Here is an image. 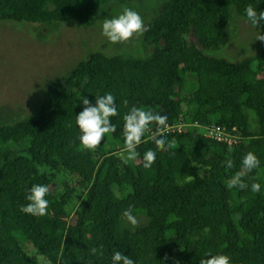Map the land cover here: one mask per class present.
<instances>
[{
  "label": "trees",
  "instance_id": "1",
  "mask_svg": "<svg viewBox=\"0 0 264 264\" xmlns=\"http://www.w3.org/2000/svg\"><path fill=\"white\" fill-rule=\"evenodd\" d=\"M109 1L0 0V21L91 26ZM249 4L264 10V0H166L142 36L149 56L92 52L47 85L31 116L0 123V264H39L38 257L46 264H111L115 251L135 264H199L206 253L228 255L230 264H264V43L259 53L234 61L208 54L226 44L233 12L246 19ZM257 29L264 33V25ZM105 93L115 97L116 132L94 151H80L78 97L94 106ZM132 106L189 126L165 133L176 147L160 151L150 125L137 160L121 163L122 118ZM193 124L235 128L240 141L231 148L210 141ZM148 149L156 161L146 169ZM249 151L260 164L243 176L248 188H227ZM45 167L50 171L42 173ZM56 174L76 180L75 201V191L58 189ZM34 184L49 187L42 217L20 211ZM129 206L148 223L123 227Z\"/></svg>",
  "mask_w": 264,
  "mask_h": 264
},
{
  "label": "rangeland",
  "instance_id": "2",
  "mask_svg": "<svg viewBox=\"0 0 264 264\" xmlns=\"http://www.w3.org/2000/svg\"><path fill=\"white\" fill-rule=\"evenodd\" d=\"M165 1L130 0L120 3L110 0L100 8L91 26H82L74 21L50 24L0 21V123L31 116L40 107L47 85L61 79L92 52L106 56H149L152 48L143 43L142 37L113 45L101 35V24L104 19L116 16L128 7L141 15L146 26ZM258 33L257 28L233 12V19L226 29V44L208 54L231 61L255 55L261 50L260 41L255 40ZM197 132L203 133V130L197 128ZM120 154L119 160L124 163ZM201 173L205 174V168H201ZM204 180L203 175L198 182L203 183ZM56 183L60 191H75L72 201L77 199L80 192L76 180L69 175L56 174ZM135 216L138 226L148 223V218L142 213ZM122 226L135 228L125 217ZM28 251L34 254L31 248ZM38 260L39 264H46L42 262L43 258L38 257Z\"/></svg>",
  "mask_w": 264,
  "mask_h": 264
},
{
  "label": "clouds",
  "instance_id": "3",
  "mask_svg": "<svg viewBox=\"0 0 264 264\" xmlns=\"http://www.w3.org/2000/svg\"><path fill=\"white\" fill-rule=\"evenodd\" d=\"M247 22L256 28L264 25V10L257 12L251 4L244 9ZM148 31L141 15L128 7H124L122 11L111 18H106L101 24V35L113 44H123L129 40L140 38ZM255 40L264 43V33L259 32ZM83 106V110L76 115L75 124L80 130L79 149L80 151H94L102 142L106 135L116 132V126L112 124L111 117L117 116V108L115 105V97L111 93H105L102 96L95 97V105L84 97H78ZM127 106V100L123 101ZM123 151L121 158L125 164L130 161H136L140 154L137 147L143 142L146 132L151 131L150 125H155V131L151 132L149 139L154 142L156 149L160 151H168L176 147L175 140L168 141L165 136V129L168 127L167 115L161 114V111L143 106H132L128 112L123 115ZM231 151V149H229ZM27 155V154H25ZM143 167L150 168L156 161V152L148 149L143 154ZM260 164L258 157L251 151L247 152L242 160V171L236 172L227 182L226 187L229 189L239 188L241 190L248 188V184L242 179L243 176L257 168ZM224 165L231 169L234 162L231 158H226ZM50 171V169L42 168L41 172ZM260 185L252 183L251 191L259 192ZM49 193L47 185L34 184L28 189L25 199L27 204L21 205L20 211L32 216H45L48 212L49 201L45 196ZM123 217L133 227L138 226V219L133 213V208L129 206L124 212ZM93 254L97 249H92ZM206 258H201L199 264H230V257L225 254L212 255L205 254ZM111 264H135L134 260L128 255L115 251L111 256Z\"/></svg>",
  "mask_w": 264,
  "mask_h": 264
},
{
  "label": "built area",
  "instance_id": "4",
  "mask_svg": "<svg viewBox=\"0 0 264 264\" xmlns=\"http://www.w3.org/2000/svg\"><path fill=\"white\" fill-rule=\"evenodd\" d=\"M168 127L165 129V133L181 132L183 128L189 126L183 120L167 121ZM194 127L203 130L201 133L206 139L213 142L223 143L228 147L235 146L240 141V133L235 128H227L225 125L210 124L206 126L193 124Z\"/></svg>",
  "mask_w": 264,
  "mask_h": 264
}]
</instances>
